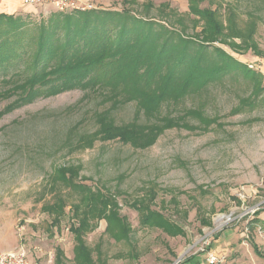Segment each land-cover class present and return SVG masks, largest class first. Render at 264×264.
Here are the masks:
<instances>
[{
  "label": "rangeland",
  "instance_id": "1",
  "mask_svg": "<svg viewBox=\"0 0 264 264\" xmlns=\"http://www.w3.org/2000/svg\"><path fill=\"white\" fill-rule=\"evenodd\" d=\"M122 1L76 2L91 6L84 11H120L127 6L139 13L142 8L138 4L151 2L148 15L154 19H160L157 10L163 4L177 13L189 10L187 0H135L137 5ZM216 5L221 13L226 5L235 6L243 20L248 12L257 13L260 18L254 39L264 53V0H215L210 7ZM19 6L17 11L3 13L27 16L38 23L54 13L71 12L50 4ZM208 6L207 1L200 5ZM215 46L260 74L264 82L263 53H233ZM248 93L249 86L243 81L215 85L206 109L214 122L206 129L167 130L145 150L118 141H96L84 150L73 148L75 137L97 129L94 115L111 105L93 92L72 90L39 98L1 116L0 252L23 245L30 260L56 264L58 248L64 264H75L69 231L74 222L69 204L74 197L59 183L52 185L49 177L56 167L74 165L79 166V181L115 195L119 214L132 230L128 242H116L105 232L106 223L100 221L85 236L94 264H191L196 259L200 263L206 257L201 249L225 256L224 264H239L236 258L240 254L243 262L245 257L249 262V251L240 249L242 241L256 244L264 253V93L252 110L233 111L239 98ZM10 100H0V111ZM109 111L117 124L144 122L142 116H135L133 103ZM148 187L157 194L151 209L179 225L184 236L170 237L160 229L139 225V215L129 204L145 195ZM58 198L67 205L65 215L57 225H51L42 208ZM200 218L210 224L202 225Z\"/></svg>",
  "mask_w": 264,
  "mask_h": 264
},
{
  "label": "trees",
  "instance_id": "2",
  "mask_svg": "<svg viewBox=\"0 0 264 264\" xmlns=\"http://www.w3.org/2000/svg\"><path fill=\"white\" fill-rule=\"evenodd\" d=\"M204 1L209 6L201 8ZM129 2L138 4L122 1L124 5ZM187 2V13L160 5V19L149 17L151 2L138 4L140 13L127 6L120 11H71L54 13L38 23L27 16L0 13V100L12 99L0 111V118L39 98L72 90L93 92L111 103L109 109L133 103L135 116H142L144 122L117 124L109 109L97 112V129L75 137L73 148L84 150L96 141H118L145 150L167 130L206 129L215 121L206 110L211 88L227 80L249 86L248 96L240 97L233 111L252 110L264 93L262 76L215 44L233 53L262 54L254 39L260 16L248 12L243 20L232 5L221 13L220 5L210 7L215 0ZM79 171V166H60L49 177L52 185L59 183L74 197L69 204L74 220L69 228L74 263L94 264L85 236L100 221L116 242H128L132 230L119 214L115 195L79 181ZM156 195L148 187L145 195L129 204L139 215V225L160 229L170 237L184 236L179 225L151 209ZM66 206L60 198L43 206L51 225L60 222ZM200 222L210 224L205 218ZM251 245L264 258L257 245ZM55 258L56 264H64L58 248Z\"/></svg>",
  "mask_w": 264,
  "mask_h": 264
},
{
  "label": "built area",
  "instance_id": "3",
  "mask_svg": "<svg viewBox=\"0 0 264 264\" xmlns=\"http://www.w3.org/2000/svg\"><path fill=\"white\" fill-rule=\"evenodd\" d=\"M20 5L24 7H32L36 5L50 4L60 11H84L85 9H91V6L85 5V7L79 6L77 0H16ZM201 252L206 256L207 264H224L225 256L201 249ZM0 264H37L30 260L29 252L23 245L17 246L13 250L0 252Z\"/></svg>",
  "mask_w": 264,
  "mask_h": 264
},
{
  "label": "crops",
  "instance_id": "4",
  "mask_svg": "<svg viewBox=\"0 0 264 264\" xmlns=\"http://www.w3.org/2000/svg\"><path fill=\"white\" fill-rule=\"evenodd\" d=\"M19 4L17 1L15 0H0V13L3 12H14L17 11L19 9ZM243 245H247L248 248H244ZM258 247V246H257ZM241 251L243 250H247L249 251L248 254V260L251 264H264V258L260 257L259 255L256 254V252L253 249V246L251 245V243L248 241H242L241 243ZM259 249V248H258ZM260 251V249H259ZM261 252V251H260ZM262 253V252H261ZM264 255V253H263ZM241 256V254H240ZM236 258V260L238 261L239 264H250L249 262H247V258L245 257L244 262L241 260V257ZM198 259L195 260V262H190L191 264H207L206 263V257L204 258V262L200 261V263L197 261ZM227 264H231L230 261L227 262Z\"/></svg>",
  "mask_w": 264,
  "mask_h": 264
}]
</instances>
